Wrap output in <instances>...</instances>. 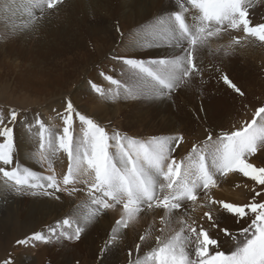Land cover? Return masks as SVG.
<instances>
[{
  "label": "snow or ice",
  "instance_id": "snow-or-ice-1",
  "mask_svg": "<svg viewBox=\"0 0 264 264\" xmlns=\"http://www.w3.org/2000/svg\"><path fill=\"white\" fill-rule=\"evenodd\" d=\"M65 2L22 0L24 16L10 35L37 30L46 18L57 15ZM173 3L174 10L133 34L132 46L163 43L175 53L148 62L114 56L121 74L131 73L138 83L128 85L102 71L100 75L111 87L90 82L91 91L101 100L171 99L176 91L192 86L194 80L210 71L204 63V50L212 55H229L250 45L264 47V22H254L250 13L264 0ZM225 36L229 37L227 44L221 43ZM213 44L217 47L213 48ZM219 79L238 96L245 95L227 74L221 72ZM19 115L14 109L7 120L0 114V188L4 193L60 200V193L73 196L82 192L87 199L74 216L58 221L47 232H34L17 240L18 246L36 248L38 244L79 242L89 225L119 206L120 218L97 255L101 264L104 253L123 239L125 230L138 223L142 214L158 211L159 227L153 218L139 235L137 255L129 264H264V167L250 162L258 153H264V106L256 108L251 120L236 130H207L206 139L193 144L190 152L177 160L173 153L185 142L183 135L140 140L119 131L110 134L66 99L63 111L56 113L63 123L62 131H55L39 114L28 125L30 133L36 129L33 135L37 141L30 158L47 174L22 167L16 161L15 124ZM77 119L79 138L74 135ZM61 154L66 156L67 171L58 176L54 165ZM230 174H240L254 182L250 189L254 197L249 203L240 205L213 196V190ZM198 210L203 211L194 217L191 213ZM216 213H226L236 222H243L240 231L221 227V217ZM153 231L161 235L153 236ZM141 243L150 247L143 257L139 255ZM127 254L132 257V250ZM2 264H14V260L9 257Z\"/></svg>",
  "mask_w": 264,
  "mask_h": 264
},
{
  "label": "rangeland",
  "instance_id": "rangeland-1",
  "mask_svg": "<svg viewBox=\"0 0 264 264\" xmlns=\"http://www.w3.org/2000/svg\"><path fill=\"white\" fill-rule=\"evenodd\" d=\"M16 2L20 3V9L13 8ZM171 10H174L173 0H66L59 13L51 19L46 18L37 30L10 35L24 16L22 0H0V114L6 120L11 109L20 114L15 124L17 163L47 174L45 168L30 158V154L36 150L37 141L33 135L36 129L33 128L30 133L28 125L39 114L55 131H62L63 123L56 113L63 111L66 99H71L78 111L94 119L110 134L119 131L122 135L140 140L183 135L185 141L187 136L189 141H193L203 134L201 122L209 115V110L201 100L197 101V105L194 104L193 93H190L192 101L187 100L182 88L171 99H118L115 102L101 100L90 89V82L105 88L111 87L100 75L102 71L128 85L135 86L138 83L131 73L121 74L119 62L113 59L114 56L137 58L145 62L171 57L175 49L163 43L132 46L134 33L148 27L156 17L168 14ZM252 19L254 22H263L264 16L261 19L252 16ZM202 55L206 63L209 59L208 51L204 50ZM219 77L216 73L203 74L202 79L194 80L196 96L202 95L201 86H206V93H222L224 89H220L224 84ZM25 85L30 87L26 88ZM31 87L42 88L43 91L36 93L28 89ZM23 88H26L25 91ZM207 97L208 101L210 97ZM254 112L249 113V119ZM74 128V135L79 138L81 131L78 119ZM54 167L58 176L66 173L67 159L64 154H61ZM261 167H264V161ZM220 187L213 190L214 197L228 196L227 199L237 202L253 198L251 194L245 195L240 187ZM59 195L60 200L31 195H6L0 188V264L9 257L14 260V264L69 263L70 251L64 248L66 241L38 244L36 248L16 244L19 239L27 238L34 232H47L58 221L74 216L78 206L85 201L80 197V192L73 196L64 193ZM104 216L108 220V233H111L115 227L113 210H108L97 220ZM242 223L233 218L231 228L228 229L239 232ZM221 239H224L222 235ZM103 242L91 241L100 247ZM87 244H82L86 245L83 248L84 254H80L79 249L75 252L79 257L84 255L88 258L89 264H101L97 259L99 251H94L93 258L88 257Z\"/></svg>",
  "mask_w": 264,
  "mask_h": 264
},
{
  "label": "bare ground",
  "instance_id": "bare-ground-1",
  "mask_svg": "<svg viewBox=\"0 0 264 264\" xmlns=\"http://www.w3.org/2000/svg\"><path fill=\"white\" fill-rule=\"evenodd\" d=\"M19 2L13 4V8L20 9L21 5ZM250 13L253 14L252 16H255L257 19H261V17L264 16V5H262L261 3L257 4L255 8L250 9ZM228 39L229 37L225 36L224 39L221 41V43L227 44ZM215 47H217V45L213 44V48ZM147 55H145V57ZM208 55H209V59L205 63V65L209 66L210 71H205L204 75H210L214 73L220 75L221 72L225 73L229 76L230 79L233 80L234 83L237 84L238 87L241 88V90L245 93V95L243 97L238 96L237 94L232 92L231 89L227 88L226 85H224L223 88L220 89V90L224 89L223 92L221 91L222 93L219 92L218 94L215 93L211 94L209 92L206 93L205 90L206 86L205 87L201 86V90H203V93L199 97L196 96V92H195L196 90L194 88L193 83L192 86L190 87L182 88L183 93L188 97L187 100L192 101V94L190 93H193V98L195 100L194 102H196L194 104L197 105V101L201 100L205 108H208L209 115L206 116V118L203 119L201 122L204 129L203 134L199 135V137L193 141H189L188 140L189 137L187 136L186 141L183 144H181L177 150L174 151L173 154L180 158H184V155L190 152L193 144L199 143L202 140L206 139L207 130L215 129L216 132L236 130L239 127V125L241 124L243 125L244 121L251 120L249 119L250 112L255 111L256 108L260 106H264V47H259V46L253 47L252 45H250L245 48H237L235 52L229 55H224L223 53L212 55L209 52ZM217 67L220 69V71H216ZM31 86H34V84L31 83ZM25 87L27 88L30 86L25 85ZM26 88H23V90ZM28 89H30L31 91H35L36 93H41L43 91L42 88L36 89V87L35 88L31 87ZM207 96L210 97L208 101H207L208 98ZM203 105L201 107H203ZM154 115L156 116L157 114ZM158 133L159 132H157V134ZM162 133L163 132H161V134ZM262 158H264V153H258L256 156L251 158L250 162H252L256 167H261V164L264 161V159ZM229 177H227L226 180L225 179L222 180L220 186L228 187L230 185L233 187L239 185L240 187L239 189L242 192H244L245 195L251 194L252 195L251 197H254V193L250 190L251 187L254 186V182L248 180L247 178L243 177L240 174H232L231 177L230 178ZM245 185H247V187ZM248 195L247 197H249ZM80 197L84 200L87 199V197L82 192H80ZM215 197H218L216 198L218 200H224L226 202L236 203L240 205L249 203L253 199L250 198L251 200L249 201L240 200L239 202H237L238 201L237 199H236L237 201H230L229 199H227L229 198L228 196H226V198H224L225 196L224 197L215 196ZM202 211L203 210H198L191 214L194 217H199ZM113 214H114L113 219L116 222V220H118L121 215L119 206L113 210ZM160 214L161 213L159 211L156 213H150L146 216L142 214V218L139 220L138 223L134 224L132 227L125 230L123 234V239L117 245L112 246V248L108 252L104 253L103 264H129L130 260L135 258V256L137 255L135 251V245L137 243H140L139 235H142L143 232L152 224L153 218H155L157 221L156 227H159L158 221ZM216 214L220 215L221 217L220 220L221 227L231 228V221L233 220V217H231L229 214L226 213H216ZM175 227H179V225H176ZM110 234L111 233H108V220L104 216L103 218H99V220L93 222L91 225L87 227L79 243L74 244L66 241L64 248L66 249V251H70L68 264H89L90 260L88 258H86L84 255L79 257L78 253L75 251L79 249V253L84 254L85 249L83 248H85L86 245L82 246V244L88 243L86 251L88 252V257L93 258L94 251L100 252L101 248L103 247L105 241L109 238ZM164 234L165 235L168 234V229L165 230ZM156 235H161V233L157 231H153V236ZM96 240L98 242L104 240L102 247L93 245V243H91V241H96ZM150 243L151 246H154V240L150 241ZM129 250H132L133 252L132 257H129L127 254ZM148 251H150V247L147 244L141 243L139 255L143 257V255H145Z\"/></svg>",
  "mask_w": 264,
  "mask_h": 264
}]
</instances>
